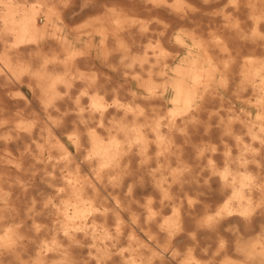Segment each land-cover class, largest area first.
I'll use <instances>...</instances> for the list:
<instances>
[{"label":"bare ground","instance_id":"bare-ground-1","mask_svg":"<svg viewBox=\"0 0 264 264\" xmlns=\"http://www.w3.org/2000/svg\"><path fill=\"white\" fill-rule=\"evenodd\" d=\"M0 264H264V0H0Z\"/></svg>","mask_w":264,"mask_h":264},{"label":"rangeland","instance_id":"rangeland-1","mask_svg":"<svg viewBox=\"0 0 264 264\" xmlns=\"http://www.w3.org/2000/svg\"><path fill=\"white\" fill-rule=\"evenodd\" d=\"M82 20H83V18H80V19L77 20V22H78V23H81ZM10 107H12L13 109H14V108H18V107H16V105H15L14 103H12V104L10 105Z\"/></svg>","mask_w":264,"mask_h":264}]
</instances>
